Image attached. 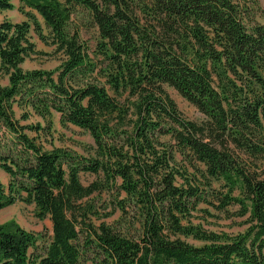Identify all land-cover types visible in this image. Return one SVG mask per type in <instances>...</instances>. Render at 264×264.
Instances as JSON below:
<instances>
[{
	"label": "trees",
	"instance_id": "16d2710c",
	"mask_svg": "<svg viewBox=\"0 0 264 264\" xmlns=\"http://www.w3.org/2000/svg\"><path fill=\"white\" fill-rule=\"evenodd\" d=\"M18 10L25 19L0 21V209L33 204L52 233L40 247L42 233L0 223V264H264V168L246 160L264 156V24L236 0H20ZM80 14L94 46L74 25ZM31 30L63 53L55 69H23ZM54 112L91 135V155L46 148ZM200 203L237 205L247 229L193 224Z\"/></svg>",
	"mask_w": 264,
	"mask_h": 264
},
{
	"label": "rangeland",
	"instance_id": "374dc122",
	"mask_svg": "<svg viewBox=\"0 0 264 264\" xmlns=\"http://www.w3.org/2000/svg\"><path fill=\"white\" fill-rule=\"evenodd\" d=\"M15 5L14 9L0 11V21L9 19L12 21H21L25 19V16L18 10L20 0H11ZM242 6H244L250 14L254 22L264 24V0H236ZM88 17L86 14H80L74 19V25L79 26L78 30L81 39L88 43L90 46H94L97 40L96 29L89 25ZM44 36L48 37L49 30L46 28L43 20H40ZM30 41L34 44V52L26 56L22 67L25 70L32 69H46L52 70L61 64L64 59L62 52L56 50V46L49 42V39L44 40L38 33L31 30ZM8 78L6 76L1 77V84L6 85ZM166 91L176 101L178 108L182 112L183 116L187 119L201 122L203 114L189 101L183 98L174 88L165 86ZM18 111V110H17ZM19 115V111L17 112ZM31 122H40L45 127L48 122H44L40 117L32 116ZM51 131L41 134V140H43L46 148H51L52 145L58 147H64L73 151L76 154L88 156L91 155V146L93 145V138L91 135L82 130L81 128L72 124L64 125L60 120V114L54 112L51 116ZM259 136V135H258ZM264 141V138H263ZM245 157V156H244ZM264 157V156H263ZM247 158V166L249 168L259 167L258 170L264 168V158ZM81 181L84 185H88L95 179V175L91 173H81ZM0 181L7 185L9 181L8 174L0 168ZM180 182H182L179 179ZM104 199L107 198L105 195ZM239 207L237 205L229 206L225 211H218L208 206L206 203H200L197 210L193 212L191 222L193 224H199L203 229L208 231H215L218 233H227L230 235H236L243 233L248 224L245 222L246 216L238 214ZM118 212L114 217L107 219L108 221L116 218ZM10 220H14L24 229L34 232L42 233L44 240L39 241L41 247L47 242L52 233V222L49 217L40 219L36 216L35 206L33 204H26L24 202H16L10 206L0 209V223H5ZM187 241L194 245H202L203 242L196 240L191 236L185 238Z\"/></svg>",
	"mask_w": 264,
	"mask_h": 264
}]
</instances>
